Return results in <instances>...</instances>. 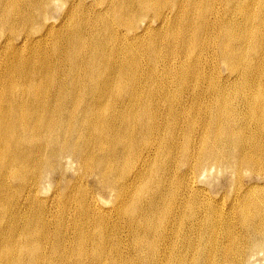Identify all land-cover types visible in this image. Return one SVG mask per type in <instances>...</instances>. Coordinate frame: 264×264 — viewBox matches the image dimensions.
I'll return each mask as SVG.
<instances>
[{
    "label": "bare ground",
    "instance_id": "bare-ground-1",
    "mask_svg": "<svg viewBox=\"0 0 264 264\" xmlns=\"http://www.w3.org/2000/svg\"><path fill=\"white\" fill-rule=\"evenodd\" d=\"M243 163L264 178V0H0V264H218L187 198ZM235 200L218 251L258 264Z\"/></svg>",
    "mask_w": 264,
    "mask_h": 264
},
{
    "label": "rangeland",
    "instance_id": "rangeland-1",
    "mask_svg": "<svg viewBox=\"0 0 264 264\" xmlns=\"http://www.w3.org/2000/svg\"><path fill=\"white\" fill-rule=\"evenodd\" d=\"M52 20H58V16L56 15L53 17ZM224 73V70H223ZM145 76V75H144ZM132 163H130L129 166H126V168L130 167ZM229 170H225V168H221L218 166V170L214 171L211 174H208L205 179L200 183V185L208 187L210 190V196L215 197V202H211V199L209 198V195L204 194L201 192V195H195V196H189L187 208L189 209L190 213L194 218L198 217V214L200 212H203L205 209L207 210L206 216V222H204V232L206 234H203L202 236H199V234L193 229V235H191V242L192 246L197 243H201L202 248L205 250V253L210 254L215 260L218 262V264H231V261L233 259V255L236 253H228L227 255L222 251H218L219 249L223 250V246L220 244L222 242L219 241V244L217 242V238L222 237L224 239V243L229 245L228 239L226 236V228L227 225H230L234 227L235 230L241 235L243 233L242 228L240 226L239 221L236 220V216L233 213V208L237 205V212H238V206L239 201L235 200V197L239 196V200L242 203H246L249 208L251 207L252 212L255 215V221H264V191L260 190V187H253V184L261 186L262 183H264V178L260 179L259 174H256L257 170L252 168V165L250 163H243L240 167L236 168V172H231ZM230 171V172H229ZM238 172H241L238 174ZM72 171L68 172L66 179H71ZM242 176H245V178H242ZM236 177H241V181L236 182ZM58 180L59 177H56L54 179ZM52 182V186L54 187L55 182ZM49 185V193L46 194L47 196H50L52 194L53 187ZM244 187V189H243ZM98 196L102 197L106 200H111L112 204L111 206L116 202L117 198L116 196H110L109 194H98ZM224 198L226 199V202H224ZM171 203L174 201H170ZM170 203V205H171ZM107 205V204H106ZM212 206V207H211ZM211 207V208H210ZM59 212L65 211L66 213H74L76 212V208L73 206L72 209H68L64 204L59 205L56 208ZM238 215L240 218L243 219V216L238 212ZM227 225H226V223ZM58 223H62L64 226H69L70 223L68 220L64 217H61L58 221ZM117 223L116 217L110 216V227L118 230L119 227H129V223L123 222L120 226H115ZM142 226V223H140ZM214 228V230H211ZM253 228L259 232L261 229L264 228V225H253ZM90 232L98 231L99 229L93 224L89 225ZM128 232V229L125 228L124 234L126 235ZM209 235V236H208ZM252 235V234H251ZM257 235H252L253 242L255 243L256 247H253L251 249L245 247V250L247 252L253 251L255 248L256 250L264 249V240L257 239ZM217 237V238H216ZM199 239H203L202 242L199 241ZM105 242L108 246H118L123 248L125 253L129 252L131 248H126L123 246V243L121 240L117 237H105ZM239 244H244L243 240H240ZM91 247L86 249V253L89 255L91 254ZM33 258H31L32 260ZM258 264H264V261L259 260L257 262Z\"/></svg>",
    "mask_w": 264,
    "mask_h": 264
}]
</instances>
